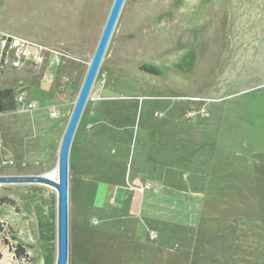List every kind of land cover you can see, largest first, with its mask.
I'll use <instances>...</instances> for the list:
<instances>
[{
	"label": "rangeland",
	"instance_id": "1",
	"mask_svg": "<svg viewBox=\"0 0 264 264\" xmlns=\"http://www.w3.org/2000/svg\"><path fill=\"white\" fill-rule=\"evenodd\" d=\"M112 2L0 0V35L45 47L0 57L35 103L0 113V264L57 262V189L4 178L58 172ZM68 244V264H264V0H125L70 149Z\"/></svg>",
	"mask_w": 264,
	"mask_h": 264
},
{
	"label": "water",
	"instance_id": "2",
	"mask_svg": "<svg viewBox=\"0 0 264 264\" xmlns=\"http://www.w3.org/2000/svg\"><path fill=\"white\" fill-rule=\"evenodd\" d=\"M124 4L125 0H113L97 45L89 61L87 71L61 139L58 154V181H52L43 176L4 178V180L49 183L57 189L58 254L56 264H68V178L71 145Z\"/></svg>",
	"mask_w": 264,
	"mask_h": 264
},
{
	"label": "built area",
	"instance_id": "3",
	"mask_svg": "<svg viewBox=\"0 0 264 264\" xmlns=\"http://www.w3.org/2000/svg\"><path fill=\"white\" fill-rule=\"evenodd\" d=\"M27 46H32L34 48L32 55H31V60L33 62H39V59L42 56V51L45 49L44 46L31 43V42H28L22 39L15 40V38H13L12 36L0 35V57L2 60L4 59V54L8 48L20 47L21 50L19 51L22 52L23 48ZM51 54H52V63L55 65H60L62 63V54L55 50H51ZM16 100H17L18 105H21V107H25L26 109L35 108V103L31 101H26L25 95L23 93L17 95Z\"/></svg>",
	"mask_w": 264,
	"mask_h": 264
},
{
	"label": "trees",
	"instance_id": "4",
	"mask_svg": "<svg viewBox=\"0 0 264 264\" xmlns=\"http://www.w3.org/2000/svg\"><path fill=\"white\" fill-rule=\"evenodd\" d=\"M17 107L14 90L12 88L0 89V113L15 111ZM3 230V224L0 222V233Z\"/></svg>",
	"mask_w": 264,
	"mask_h": 264
},
{
	"label": "bare ground",
	"instance_id": "5",
	"mask_svg": "<svg viewBox=\"0 0 264 264\" xmlns=\"http://www.w3.org/2000/svg\"><path fill=\"white\" fill-rule=\"evenodd\" d=\"M57 171H49V172H46L43 177L49 179V180H52V181H57L58 177H57ZM48 187L51 186L50 184L47 185Z\"/></svg>",
	"mask_w": 264,
	"mask_h": 264
}]
</instances>
